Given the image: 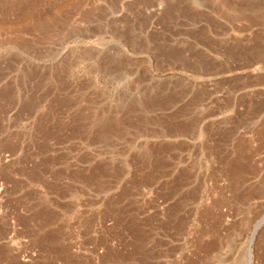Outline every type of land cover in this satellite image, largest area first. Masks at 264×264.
Masks as SVG:
<instances>
[{
	"label": "rangeland",
	"instance_id": "obj_1",
	"mask_svg": "<svg viewBox=\"0 0 264 264\" xmlns=\"http://www.w3.org/2000/svg\"><path fill=\"white\" fill-rule=\"evenodd\" d=\"M77 3L0 43V264H264V0Z\"/></svg>",
	"mask_w": 264,
	"mask_h": 264
},
{
	"label": "bare ground",
	"instance_id": "obj_2",
	"mask_svg": "<svg viewBox=\"0 0 264 264\" xmlns=\"http://www.w3.org/2000/svg\"><path fill=\"white\" fill-rule=\"evenodd\" d=\"M42 1L43 0H41V2ZM59 1L62 2V3L59 2L60 4L56 3L57 5L60 6L59 8L57 6H55V3H54V4H52L53 8L50 7V8H52L53 11L51 10V12H49L48 10H50V9L48 8L47 11L42 10V12H41V10H40L41 2H38V0H17L16 2H14V1L11 2V0L10 1L9 0H0V38H1L0 43L2 41V37L4 38L3 35L7 34L9 31H15L16 34L26 32L27 34H29L31 36V39H33V41H35V39L40 40V41H42V40L45 41V40H48V38L50 40V38L52 36L50 35L51 32L49 33V31H51V29L54 25H56L59 22H62L61 16H63L64 13L67 12V10L65 11L64 9H68L67 8L68 6L77 5L78 4L77 2H79V0H59ZM13 4H17L18 6L19 5L20 6L19 7L17 6L15 8V6ZM53 5L55 6V8ZM42 7H44V6H42ZM82 7H83V5H82ZM63 11H64V13H63ZM59 13H62V15L59 16ZM66 14H68V12ZM66 14L64 16H66ZM86 16H87V14H86ZM84 19L85 18H83V20ZM62 20H63V26H64V23H66L67 21L64 22L65 18ZM67 24L69 25V23H67ZM16 34H15V36H17ZM18 37H20V36H18ZM10 38H12V37H10ZM16 39L17 38H14V40H16ZM3 42H5V41L3 40ZM7 42H8V40L5 43H7ZM258 228H259V226H256V230ZM254 238H255V236H254Z\"/></svg>",
	"mask_w": 264,
	"mask_h": 264
},
{
	"label": "water",
	"instance_id": "obj_3",
	"mask_svg": "<svg viewBox=\"0 0 264 264\" xmlns=\"http://www.w3.org/2000/svg\"><path fill=\"white\" fill-rule=\"evenodd\" d=\"M251 256H252V254H251V248L249 247L248 248V264H251Z\"/></svg>",
	"mask_w": 264,
	"mask_h": 264
}]
</instances>
